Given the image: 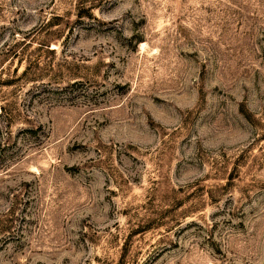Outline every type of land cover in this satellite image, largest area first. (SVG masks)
<instances>
[{
	"label": "rangeland",
	"instance_id": "obj_1",
	"mask_svg": "<svg viewBox=\"0 0 264 264\" xmlns=\"http://www.w3.org/2000/svg\"><path fill=\"white\" fill-rule=\"evenodd\" d=\"M0 264H264V0H0Z\"/></svg>",
	"mask_w": 264,
	"mask_h": 264
}]
</instances>
